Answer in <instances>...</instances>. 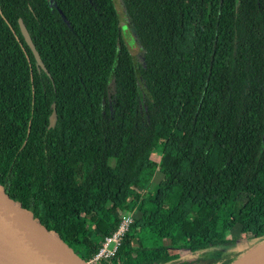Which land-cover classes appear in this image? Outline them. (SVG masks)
<instances>
[{"label":"trees","instance_id":"16d2710c","mask_svg":"<svg viewBox=\"0 0 264 264\" xmlns=\"http://www.w3.org/2000/svg\"><path fill=\"white\" fill-rule=\"evenodd\" d=\"M119 2L138 61L114 0H0V184L88 259L133 213L101 264H230L264 241V0Z\"/></svg>","mask_w":264,"mask_h":264},{"label":"water","instance_id":"95a60500","mask_svg":"<svg viewBox=\"0 0 264 264\" xmlns=\"http://www.w3.org/2000/svg\"><path fill=\"white\" fill-rule=\"evenodd\" d=\"M21 32L39 66L44 68L27 30ZM57 122L55 110L49 128ZM264 245V241L255 248ZM251 248L249 251L255 249ZM249 251L230 264L243 258ZM0 264H93L62 234L34 215L0 184ZM255 264H264V256Z\"/></svg>","mask_w":264,"mask_h":264},{"label":"rangeland","instance_id":"374dc122","mask_svg":"<svg viewBox=\"0 0 264 264\" xmlns=\"http://www.w3.org/2000/svg\"><path fill=\"white\" fill-rule=\"evenodd\" d=\"M114 3H115V6L117 8V11L119 13V17H120V21H121V27L123 29V37H124V40L131 52V54L133 55V57L135 58L136 61H138V59L140 58V49L136 43V40H135V37L132 33V31L130 30V28L128 27L127 25V21H126V15L122 9V6L120 5V2L119 0H114ZM153 160L157 161L158 160V155H154L153 157ZM148 171V174L151 175V178H150V182L152 181V179L155 180V182H158V179L159 177L156 176V170L154 169H149L147 170ZM149 182V183H150ZM240 199L242 202H245L246 199H247V196L246 195H241L240 196ZM108 218V217H106ZM108 222H111V217L109 219H107ZM228 238V241L229 240H235L236 242V246L234 247L235 249L237 250H240V251H249L251 248H255L257 245H260L262 243V241H250L248 242L246 239L244 238H240L239 237V229L238 227H235L233 229V231L227 236ZM77 250V249H76ZM79 252V250H77ZM84 253L83 250H80ZM82 252H79L80 254H82ZM170 254L172 255H177L180 259V260H183V259H190V258H193L195 257V255L193 254V252L189 251V250H170ZM207 262V261H206Z\"/></svg>","mask_w":264,"mask_h":264},{"label":"built area","instance_id":"2783aa9c","mask_svg":"<svg viewBox=\"0 0 264 264\" xmlns=\"http://www.w3.org/2000/svg\"><path fill=\"white\" fill-rule=\"evenodd\" d=\"M133 213L120 212L119 224L115 231L105 236L99 244L97 252L89 259L93 264H101L113 259L131 225L133 224Z\"/></svg>","mask_w":264,"mask_h":264},{"label":"bare ground","instance_id":"6f19581e","mask_svg":"<svg viewBox=\"0 0 264 264\" xmlns=\"http://www.w3.org/2000/svg\"><path fill=\"white\" fill-rule=\"evenodd\" d=\"M264 256V245L249 251L243 258L233 264H255Z\"/></svg>","mask_w":264,"mask_h":264},{"label":"crops","instance_id":"0c3cea01","mask_svg":"<svg viewBox=\"0 0 264 264\" xmlns=\"http://www.w3.org/2000/svg\"><path fill=\"white\" fill-rule=\"evenodd\" d=\"M142 178H144V176H142ZM146 178H147V176H146ZM144 181H145V178H144V180L141 181V185H142V183H143Z\"/></svg>","mask_w":264,"mask_h":264}]
</instances>
